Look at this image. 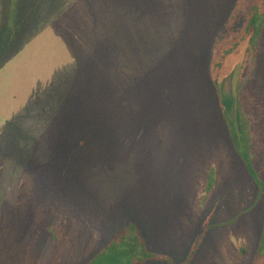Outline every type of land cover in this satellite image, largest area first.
I'll return each mask as SVG.
<instances>
[{
	"label": "rangeland",
	"instance_id": "1",
	"mask_svg": "<svg viewBox=\"0 0 264 264\" xmlns=\"http://www.w3.org/2000/svg\"><path fill=\"white\" fill-rule=\"evenodd\" d=\"M251 1L0 0V264H264Z\"/></svg>",
	"mask_w": 264,
	"mask_h": 264
},
{
	"label": "trees",
	"instance_id": "2",
	"mask_svg": "<svg viewBox=\"0 0 264 264\" xmlns=\"http://www.w3.org/2000/svg\"><path fill=\"white\" fill-rule=\"evenodd\" d=\"M245 1L247 0H238L237 5H240L242 2H245ZM262 24H264V0H252L249 6L246 20L243 24V27L230 40H227L221 43V50L218 53L220 54V58L219 57L216 58L217 60L216 62L213 63L212 70L219 68L218 74H220V72L221 73L224 72L225 65L230 60L231 56L236 55V54L245 56L251 50L255 42V39L257 38L259 34ZM222 96L220 98V105L222 107L224 118L226 120L228 129H229L233 148L235 152L237 153V155L245 163L248 171H251L255 180H258L257 174L251 165L250 156L246 149V144L244 143V140H243V135H244V129H242L243 125L240 122L239 116L237 114L234 119L227 117L226 110L231 105V99L230 97H226V96L222 97ZM211 183H212V178H210L209 184L207 186V190L210 189ZM259 185H264V183H259ZM133 239H137V238L133 237L132 242H134ZM126 244L127 246H129V241H127ZM258 255H264V225L262 228V243L255 255L256 259H258Z\"/></svg>",
	"mask_w": 264,
	"mask_h": 264
},
{
	"label": "water",
	"instance_id": "3",
	"mask_svg": "<svg viewBox=\"0 0 264 264\" xmlns=\"http://www.w3.org/2000/svg\"><path fill=\"white\" fill-rule=\"evenodd\" d=\"M224 95V94H223Z\"/></svg>",
	"mask_w": 264,
	"mask_h": 264
}]
</instances>
